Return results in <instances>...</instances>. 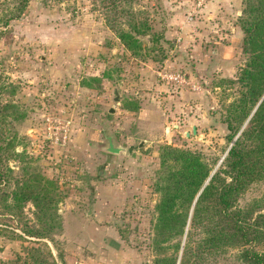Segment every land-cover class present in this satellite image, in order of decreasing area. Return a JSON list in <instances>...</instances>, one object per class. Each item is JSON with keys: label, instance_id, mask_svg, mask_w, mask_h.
<instances>
[{"label": "rangeland", "instance_id": "1", "mask_svg": "<svg viewBox=\"0 0 264 264\" xmlns=\"http://www.w3.org/2000/svg\"><path fill=\"white\" fill-rule=\"evenodd\" d=\"M133 6L145 12L150 37L147 44L138 36L136 50L105 26L96 1L29 0L20 17L0 26V102L23 113L6 120L15 144L7 164L17 176V160L30 157L56 180L60 227L46 242L57 264H153L170 255L172 242L154 245L162 148L196 152L215 168L228 147L225 117L244 89L239 79L249 62L242 51L244 0H137ZM163 73H181L184 83L168 82ZM114 90L119 100L108 113ZM142 109L159 122L150 125L148 148L140 153L136 144L148 130L138 119ZM103 128L132 151H104ZM63 130L68 141L61 145ZM78 132L83 145L76 148ZM263 194L264 183L256 182L241 201ZM32 209L23 204V220ZM23 220L0 219L14 230L0 226V264H18L24 255L29 243L17 236ZM227 264L237 263L228 258Z\"/></svg>", "mask_w": 264, "mask_h": 264}, {"label": "trees", "instance_id": "2", "mask_svg": "<svg viewBox=\"0 0 264 264\" xmlns=\"http://www.w3.org/2000/svg\"><path fill=\"white\" fill-rule=\"evenodd\" d=\"M90 1L98 2L105 26L126 49L141 48L138 36L148 34L149 24L145 12L134 8L137 0ZM7 2L0 8L1 27L20 17L29 0ZM242 12V51L249 62L239 79L244 89L225 117L228 149L213 168L196 152L162 148L154 245L165 248L172 242V253L156 258L153 264H215L218 257L224 264L228 258L237 264H264V250L256 249L264 243V194L241 201L252 184L264 183V0H244ZM2 79L0 75V90ZM9 87L8 95L15 90L13 84ZM18 107L0 102V219L23 220V204L29 202L31 219L24 218L17 235L29 245L17 257L18 264H57L46 242L60 227L57 182L44 177L30 157L17 160V176L7 164L15 144L14 135L8 138L5 132L6 120L23 116ZM11 225L0 223L10 233L14 231Z\"/></svg>", "mask_w": 264, "mask_h": 264}, {"label": "water", "instance_id": "3", "mask_svg": "<svg viewBox=\"0 0 264 264\" xmlns=\"http://www.w3.org/2000/svg\"><path fill=\"white\" fill-rule=\"evenodd\" d=\"M142 40H144L147 44H150V37L149 36H143L140 37ZM119 96L116 90L113 91V98L112 101L114 104H112L108 109V113H113L114 112V107L115 104L118 102ZM102 135L103 138L105 139V145L102 147V149L106 152L112 153V154H117V153H130L133 149L132 145H129L127 147L116 145L113 141V137L111 134H106L104 128L102 129ZM192 132L195 133V129L192 128ZM228 149V148H227ZM137 151L140 153L144 152V144L142 141H140L137 144ZM224 155L219 159L217 165L220 163V161L223 159ZM100 172V171H99ZM212 173V172H211Z\"/></svg>", "mask_w": 264, "mask_h": 264}, {"label": "crops", "instance_id": "4", "mask_svg": "<svg viewBox=\"0 0 264 264\" xmlns=\"http://www.w3.org/2000/svg\"><path fill=\"white\" fill-rule=\"evenodd\" d=\"M145 112H144V110L142 109V111L139 113V115H138V119H139V121H141L142 120V122H144V125H148V130H146V133L145 134H141V136H140V138L138 139V142H137V144L140 142V141H142L143 142V144H144V151L148 148V143H149V141H148V135L150 136L151 135V131H150V125L151 124H153V122H159V121H155V119H153V118H149L148 116H147V113H146V115L144 114ZM141 114H143L142 116H141ZM80 128H83V127H80ZM80 128H78V129H80ZM92 134H89V137L90 138H92V140H96L97 139V134H96V132L95 131H92L91 132ZM81 134L78 132V133H76L74 136H73V138H72V144H73V147H76V148H78V147H81V145H83V142H80V145H79V141H81ZM137 144H136V149H137ZM129 146V145H128ZM138 152V151H137Z\"/></svg>", "mask_w": 264, "mask_h": 264}, {"label": "built area", "instance_id": "5", "mask_svg": "<svg viewBox=\"0 0 264 264\" xmlns=\"http://www.w3.org/2000/svg\"><path fill=\"white\" fill-rule=\"evenodd\" d=\"M162 77H165V79L168 82H178V83H184V78L181 73H163ZM68 141V132L63 130L61 135L59 136V142L61 145H64Z\"/></svg>", "mask_w": 264, "mask_h": 264}]
</instances>
